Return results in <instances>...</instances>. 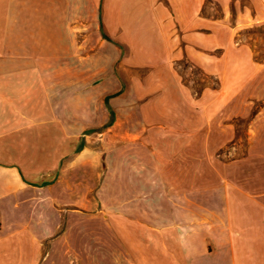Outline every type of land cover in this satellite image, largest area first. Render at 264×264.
<instances>
[{
    "label": "crops",
    "instance_id": "0c3cea01",
    "mask_svg": "<svg viewBox=\"0 0 264 264\" xmlns=\"http://www.w3.org/2000/svg\"><path fill=\"white\" fill-rule=\"evenodd\" d=\"M250 27H264V0H0V264L37 263L17 240H38L39 217L50 221V135L65 133L50 125V79L71 69V51H98L110 82L114 66L127 81L148 71L153 92L142 121L156 172L143 174L140 202L129 201L126 255L116 237L111 264H264V106L247 152L216 165L205 190L198 163L184 161L225 147L230 105L250 83L263 98L264 58L239 39ZM185 63L219 88L195 91ZM43 264L56 263L49 254Z\"/></svg>",
    "mask_w": 264,
    "mask_h": 264
},
{
    "label": "rangeland",
    "instance_id": "374dc122",
    "mask_svg": "<svg viewBox=\"0 0 264 264\" xmlns=\"http://www.w3.org/2000/svg\"><path fill=\"white\" fill-rule=\"evenodd\" d=\"M239 39L241 45L254 51V57L264 58V27H250ZM97 52L71 51V69L50 79V102L55 110L50 125L64 128L65 133L50 135L54 142L50 148V182H54L50 185V221L39 217L38 240L27 232L17 240L25 257L37 256V263L24 264H43L49 254L56 264H111L116 237L122 244L119 255L125 257L129 201L135 197L140 202L146 187L143 174L148 178L156 172L159 153L154 151L142 121L144 104L153 95L152 88L143 85L148 71L137 70L127 81L114 66L112 73L118 81L101 79L96 69ZM80 53L86 58L81 68ZM190 66L183 64L182 71L185 82L195 91L201 92L205 86L219 88L215 79H206ZM255 84L250 83L230 105L231 137L224 148L184 153V161L198 163L200 190L211 185L207 176L214 178L222 164L247 152L249 127L264 106V95L256 99L261 87ZM42 207L46 208L40 200ZM47 224L50 230L45 232ZM45 235L49 238H40Z\"/></svg>",
    "mask_w": 264,
    "mask_h": 264
},
{
    "label": "trees",
    "instance_id": "16d2710c",
    "mask_svg": "<svg viewBox=\"0 0 264 264\" xmlns=\"http://www.w3.org/2000/svg\"><path fill=\"white\" fill-rule=\"evenodd\" d=\"M106 104H107L108 108H110V107H109V100H108V98L106 99ZM110 112H111V114H112V116H113V112H112L111 109H110ZM111 124H112V122H110L109 126H111Z\"/></svg>",
    "mask_w": 264,
    "mask_h": 264
}]
</instances>
